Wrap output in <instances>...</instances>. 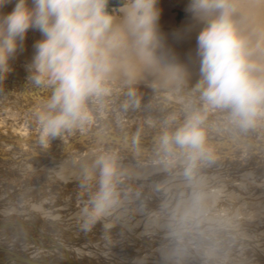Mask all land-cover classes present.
Returning <instances> with one entry per match:
<instances>
[{
  "label": "bare ground",
  "instance_id": "6f19581e",
  "mask_svg": "<svg viewBox=\"0 0 264 264\" xmlns=\"http://www.w3.org/2000/svg\"><path fill=\"white\" fill-rule=\"evenodd\" d=\"M168 2L165 0L158 1V7L160 8V19L164 18L162 13L166 12V8L169 4ZM14 3L15 0H13V3L9 4L2 11H0V15L11 11ZM184 3V0H179L176 4L177 6H187ZM232 3L235 8L232 18L238 29L242 35L249 37L253 42H255V40L262 33H264V0H235L232 1ZM122 6L123 3L119 4L117 6V10L119 11V8ZM177 11L179 10L177 9L175 13H177ZM114 12L115 11H113V15ZM180 12V15H178L176 18L174 17V26L168 25V27L165 26L163 28L164 30L176 29L177 32L180 30L181 27L178 26L181 24L182 26L184 25L182 31H178V34L176 33L166 37L165 40L164 37L161 38V42L164 44L161 48L159 47L155 51L157 53L155 63L159 61V63L164 64L162 60L160 61L159 57L165 54V59L167 60L173 61L174 58L175 61L176 59H180V61L185 60L187 69L186 72L189 74L194 73V75L199 74V76H201V56L198 53L197 40H195V37L198 36L197 33L200 32V30L205 26L206 21L193 17L191 14L187 13L186 10L185 12ZM120 15L121 13L119 11V16ZM181 21L183 23H181ZM38 39H40V33L30 30L24 41L23 51L18 52L16 57L10 61L11 71L15 70V68L17 69L15 70L16 72L13 71V73L15 72V74H18V77L15 78L17 82L18 79L21 78L24 79L23 81L25 82L27 80L30 82L28 79V65L30 64L31 60L27 58L23 52L29 56L30 53L34 51V42ZM174 41L178 42L179 44L172 46L171 42ZM193 59H195L196 62H194ZM170 64H172V62H170ZM13 75L11 77H13ZM177 77L180 78L181 76ZM20 82L21 81L16 84V94L11 92L13 96L16 95L14 98L16 102L14 104L6 101L5 96L9 95L7 90L8 87L7 85L4 86V84L0 82V89H3L5 92L3 95L0 93V162H2L1 160L5 159L4 156H8L11 151L10 150L7 152L9 149L6 150L4 148V144H8V146H11L12 149L17 148L16 150H19V157H28L27 161H33V159H36V161H40L42 164L47 163L48 165H53L54 163L59 162L70 164L76 163L78 161L80 162L82 160L86 162L90 161L92 163L101 153H111L115 155L117 164L120 165V167L125 168V170L128 167V172L132 173L133 175L147 176L149 172L158 170L159 172H155L157 173L155 176L161 177V175L166 176L170 174L169 176L171 177V174L175 173L173 171L177 170L176 167L178 166L177 163L179 162H177V160L180 158L182 161V158L185 156L178 148H174L173 152L170 153L171 157L166 158L164 156L166 152H164L163 148H157L156 145L161 144V137L165 132H174L178 127L183 125L187 116L191 112L199 111L205 116L203 126L206 130V145L212 152V161L214 164L216 162L217 164H221L222 162L226 163L227 167L232 163L243 165L251 162V158H257L259 160L256 161L255 164L259 163L260 165H257L255 170L253 169L250 172H246V170L242 177L247 180V178L250 179L253 176L256 177L257 174H260L263 171L261 168L264 167V157L260 155V153L264 150V140L262 138L264 135H262L261 138L263 141H261L259 138L255 139L254 137H251L249 133H241L242 129L240 130L237 127L238 125L229 119L230 115L226 114V111L229 113L228 110L206 108L204 101L201 99L200 91L195 87L192 88L191 86L193 84L191 85L189 82H187L189 92H187L188 94H184V92L179 90L176 92L170 86L161 87L148 85L147 88L145 84L141 85L143 86L142 88H145L143 91L134 90L132 91L134 93L132 96L129 95L130 89L131 86H133L132 89H134L135 85H131L127 88H120L119 86L115 85V83L113 84L108 82L107 87L109 91L106 95L89 100L92 102V105H88V107L92 113L93 119H96L95 122L97 121V124L92 120L90 124L85 126L83 131L80 129H74L71 132L66 131L57 139L51 140L49 144L53 143V146L50 145L53 148L52 154L48 153L47 146L45 147L38 143L39 126L37 120H32L31 117L29 118L30 113L33 112L30 108L27 109L28 113L25 114L28 119H31L30 124L32 127H28L29 129L22 130V122L17 127V123L12 116L14 115L13 110H20V114H24V111L21 109V107L24 104H26V107L30 104V102H27V99L28 97H31V95L37 97L35 100L30 98L32 101L31 104L40 102L38 101V97L41 93L38 92L36 94H31L32 90H29L25 84ZM115 87H119V89L117 90ZM43 89V92L46 94L45 97L48 98L51 95V89ZM185 90L187 89L185 88ZM3 103L4 105H2ZM8 105H13L12 107L15 109L8 108ZM150 114L154 115V117L150 116ZM260 118L264 119V116ZM20 120L22 119L20 118ZM216 121L219 124L218 128L215 127ZM244 135H249V137L244 138ZM245 145H247V148L244 147ZM14 161H16L15 163H18L17 158H14ZM7 163H0V165L8 167L14 162L10 159V162L8 164ZM132 163L137 165L130 166L129 164ZM211 166L212 165H210V168ZM146 167L148 169H146ZM76 168L78 169V167ZM232 172L234 173V170H232ZM223 175L224 173L221 175V177ZM181 176H183V174H181ZM238 176L240 175L238 174ZM209 178L210 177L207 178L204 174L198 176L197 180L202 182L201 180L205 181L207 179L209 180ZM217 181L218 180L215 179L216 187L219 183H217ZM242 181L244 180L242 179ZM247 181L249 182V180ZM129 183V185L134 188L135 181L129 180ZM227 184L228 183H226L224 186H227ZM258 189L262 188L260 187ZM31 195L33 196V193ZM18 197L20 198L21 195ZM17 206L18 205H15V207ZM19 207L23 208L22 205ZM12 213H5L0 210V264H132L130 262V257V261H123L122 263L117 262L118 260L114 263V260L109 258L114 256L116 258L118 255L120 256L121 251H123V249H121L123 245L128 247L125 250H131L134 255H136L135 260L137 258H139V261L140 259H151V262L147 261L143 264H226V262L221 261L220 258L218 259V257L215 256L216 254H212L214 252V250L212 251V247L214 245H218L220 249L223 250L225 248H232V246L234 247L233 250H236L238 246L256 249L257 247H262V245H264L262 242H260L261 240H253L252 236L251 238L241 236L235 231V229L230 230V227L229 229H217L204 236H188L190 238H187L185 236L186 234L181 233L182 235L165 237L159 242V239L157 240L156 238L149 236H143L139 238L134 236L132 233H129L124 228L113 227L108 229L104 228L103 226L97 230L98 233L102 235L100 238H102L101 240L103 242H100V244L98 243V240L96 241V239H94L95 237H93L95 233L91 235L92 237L88 235L84 236L83 238H79L78 235H74L68 232L66 229H61L59 227L60 225L53 224L55 221L50 225L51 230L46 228V231L45 227L47 225H39L37 222H24L23 220L18 221L17 217H15L16 215L14 216ZM44 223L46 224V222ZM124 234L125 236H123ZM113 235H122L121 237L119 236V238H121L120 242L119 240L118 242H114L112 237ZM199 245H201V248ZM105 246H107V248H105ZM135 247H141L143 249L140 251L137 249V251H135L133 250ZM183 248L186 249V252ZM167 249L171 251L173 250L175 253L177 252L176 255H172L171 252H167ZM108 253L110 254L107 256ZM122 253H124V251ZM185 256L187 258H185ZM262 257L264 259V254ZM189 258H192L193 261L190 262L189 260L191 259ZM230 263L233 264L232 262Z\"/></svg>",
  "mask_w": 264,
  "mask_h": 264
},
{
  "label": "clouds",
  "instance_id": "9594fccd",
  "mask_svg": "<svg viewBox=\"0 0 264 264\" xmlns=\"http://www.w3.org/2000/svg\"><path fill=\"white\" fill-rule=\"evenodd\" d=\"M11 3L0 0V11ZM110 4L111 0H15L11 11L0 15V82L11 71L10 61L23 51L28 32L40 33L28 79L37 88L51 89L36 112L42 146L66 131H83L92 122L88 101L108 93L107 83L126 52H134L146 64L155 61L161 47L158 0H123L119 17ZM234 11L232 0H189L186 8L206 21L197 36L201 99L208 109L228 110L232 122L247 129L264 116V33L255 42L242 35L232 18ZM204 120L201 112L193 111L182 126L161 137L164 151L178 148L185 156L188 176L198 161L213 158ZM91 169L93 175L86 171L82 183L88 187L95 180V190L80 210L85 233L120 203L115 155L101 153Z\"/></svg>",
  "mask_w": 264,
  "mask_h": 264
},
{
  "label": "rangeland",
  "instance_id": "374dc122",
  "mask_svg": "<svg viewBox=\"0 0 264 264\" xmlns=\"http://www.w3.org/2000/svg\"><path fill=\"white\" fill-rule=\"evenodd\" d=\"M165 1L167 2L169 1L168 2L169 4L168 7L166 8V12L162 13V16L164 18L159 20V32L161 38L164 37V40L166 39V37L176 33L178 34L180 31H182L184 25L182 26L181 24H180L181 26L180 25L178 26L181 27L180 30H178L179 32L178 31L176 32V29L164 30L163 27L165 26L168 27V25L174 26V17L176 14L175 11L178 9L179 11L185 12L189 3V0H184L185 2L184 4H186L187 6L182 5L183 6L182 7V6H177L176 4L178 3L179 0H165ZM122 10H123V6L119 8L121 15H122ZM182 21L181 23H183ZM197 34H199V32ZM195 40H197V36L195 37ZM171 43L172 46L179 44L178 42L175 41ZM163 44L164 43L161 42V47L163 46ZM23 54L26 55L27 58L31 60L33 52H31L29 56L24 52ZM154 55L156 58L157 53L155 52ZM165 56L166 55L163 54L161 55V57H159L160 61L162 60L164 64L159 63V61L155 63L154 61L152 65V64H146L140 58H138L134 52L128 51L125 53L123 57L121 67L117 69V71L112 75L110 79L111 81L109 80L108 82L113 84L115 83V85L119 86L120 88L122 87L127 88L130 87L131 85H135L134 89H132L133 86H131L130 92L134 90L143 91L145 88H142L143 86L141 85H145V84L147 88L148 85L161 86V87L170 86L174 91L177 92L179 90L184 92V94L189 93L187 82H189V84L191 85L193 84L191 86L192 88L193 87L197 88V86L200 84L202 80V75L199 76V74L194 75V73L189 74L188 72H186L187 69H186L185 60L180 61V59L178 60L176 59L175 61V58L174 59L172 58L173 59L172 61L165 59ZM193 61L196 62L195 59H193ZM170 62H172V64H170ZM15 70L17 69L15 68ZM13 71H10L9 74H6L4 80L1 82L2 84H4V86L7 85L8 87L7 90L9 95L5 96L6 101H9V103L12 104L16 102L14 100L16 95L13 96L11 92L16 94L15 91L16 84H18L19 81H21L20 83L25 84V86L28 87L29 90H32L31 94L34 93L36 94L38 92L41 93L39 96L40 98L38 97V101L40 102L35 104H31L32 102L31 99L35 100L37 97H34L33 95H31V97H28L27 102H30V104L27 105V107L26 104L22 105L21 107V109L24 111L23 115L20 114V110L19 111L13 110L14 115L12 116L15 122L17 123V127L22 122L23 126L21 127V129L22 130L29 129L28 127L30 126L32 127V125L30 124L31 119H28L25 116V114L28 113L27 109L30 108L33 111L32 113H30L29 118L31 117L32 120H36V112L39 110L40 106L46 101L47 99L45 97L46 94L43 92L44 90L43 88H37L33 86L31 82H28V80L25 82L23 81L24 79L21 78L18 79L17 82L15 78L18 77V74L17 73L15 74L16 71L13 73ZM129 71L132 74L131 77L128 74H126ZM12 75L14 78L11 77ZM177 76H181V77L178 78ZM119 87H115V88L118 90ZM185 88L187 90H185ZM0 93L2 95L5 94L3 89H0ZM2 105H4V103ZM88 105H92V102L88 101ZM12 106L8 105V108H13ZM226 114L229 113H227L226 111ZM150 116L154 117V115L152 114H150ZM260 117L257 118L255 125L252 127H249L247 129H242L239 126L237 127L240 130L242 129L241 133H245V134L249 133L251 137H254L255 139L259 138L261 141H263L264 137H262V135H264V129H263L264 119ZM20 118L22 120H20ZM95 120L96 119H93L94 122ZM95 123L97 124V121ZM218 126L219 124L216 121L215 127L218 128ZM248 137L249 135H244V138H248ZM261 137L263 138V140ZM4 145H5L4 148L6 150L9 149L7 150V152L11 150L13 154L10 151V154L8 156L7 155L4 156L5 159L1 160L2 162L0 163L3 164H6L7 162L9 163L10 159L13 160L14 163H11L8 167L0 165V203H1L0 207L2 208V209L0 208V210L5 213L13 212L12 214L14 216L16 215L15 217H17L18 221L23 220L24 222H31V223L37 222V224L39 225L44 224L45 226L47 225L45 229L49 228V230H51L50 225L52 224V222L55 221L53 224L60 225L59 227L61 229H66L68 230V232L74 235H78L79 238H83L84 236H88V235L91 236L92 234L95 233L93 237H95L94 239H96V241L98 240V243L100 242L102 243L103 241L101 240L102 238H100L102 235L98 233L97 230H99L103 226L104 228H108V229L113 227L124 228L129 233H132L134 236H137L139 238L143 236H149L152 238H156L157 240L159 239L158 240L159 242L163 238L168 236L182 235V234H186L185 236L187 238H190L188 236H197V235L204 236L217 229H223V228L229 229L230 227V230L235 229V231L238 232L241 236H245L247 238H251L252 236L253 240L254 239L261 240L260 242L264 244V239H263L264 237V167L261 168L263 171L260 170L263 173L261 172L260 174H257L256 177L253 176L250 179L247 178L249 182L245 180L244 177H242L243 173L246 170H247L246 172H250L253 169L255 170L257 165H260L259 163L255 164V162L259 160L257 158H253V159L251 158L252 161L247 164L239 165L236 163H232L228 167L226 166V163L221 162V164L220 163L217 164V162L215 161L216 163L214 164L212 160L201 161L202 163L197 162L199 164L196 165V169H194L191 177L189 176L190 179L188 178V175H186V168L188 165L185 157L182 158V161L180 158H179L180 160L179 159L177 160V162L179 161L177 163L178 166L176 167L177 170L173 171L175 173L174 174L172 173L171 177L169 176L170 174L166 176L161 175V177L155 176V174H157L155 172H159L158 170L149 172L147 176L133 175L132 173L128 172L127 169L128 167L125 170V168H122L120 167V165L117 164L118 170L120 172V180L122 181L121 182L119 180V183L117 185L118 191L120 193V203L111 212L110 215L101 218L92 227V230L85 233L84 231H82L80 227L81 224L80 210L89 199L90 193L95 190V180L90 181L88 187H82V183L84 181V176L86 171L89 175H93L92 169H90L92 163L90 161L86 162L82 160L80 162L78 161L76 163H70V164H64L59 162L60 164L54 163L53 165H48L47 163L42 164L40 163V161H36V159L35 160L33 159V161L32 160L27 161L28 157L25 156L19 157V150H16L17 148L12 149V147L8 146V144H4ZM50 145L53 146V143L47 145L48 153L52 154L53 148ZM146 147H151V146H146ZM156 147L160 148L162 146L161 144H157ZM244 147L247 148V145H245ZM260 155L264 157V150L261 151ZM164 156L166 158L171 157L170 153L168 152H166ZM14 158H17L18 163H15L16 161H14ZM129 165L136 166L137 164L132 163ZM210 165L212 166L214 165V166L213 167L211 166L210 168ZM76 167H78V169ZM146 169L148 168L146 167ZM232 170H234V173L232 172ZM179 173L183 174V176H181V174ZM223 173H224L223 175L224 177L223 176L221 177ZM204 174L207 178L210 177L209 180L208 179L205 181L201 180L202 182H199L200 180L198 181L197 177ZM238 174L240 176H238ZM28 175L31 178H29ZM96 175H98V173ZM215 179L218 180L217 183L219 182L217 184V187L215 186ZM242 179L245 182L242 181ZM129 180L135 181L134 188H132L129 185L130 184ZM226 183H228L227 186H224L226 185ZM199 185L201 186V188ZM260 187L262 189H258ZM32 193L33 196L31 195ZM20 195L21 197L19 198L18 196ZM30 197L33 199H31ZM144 201H146L147 203ZM15 205H18L17 206L18 208L15 207ZM20 205H22L23 208H20L19 207ZM44 222H46V224ZM119 236L121 237L122 235H117V236L113 235L112 236L113 241L118 242L119 240L120 242L121 238H119ZM123 236H125V234ZM138 247L132 249L135 251H137V249L138 251L143 249L141 247L140 248ZM199 247L201 248V245H199ZM105 248H107V246H105ZM127 248L128 247L123 245L121 249H123L124 253H122L123 251H121L120 256L118 255L116 258L115 256L109 258L111 260H114V263L117 260H118L117 262L122 263L123 261H128V260L130 261V259H131L130 262L132 264L135 263L143 264L144 262L147 261L151 262V259H146V260L140 259L139 261V258H137L135 260L136 255H134V253L131 250L128 251L125 250ZM233 248L234 247L232 246V248H228V249L225 248L223 250L220 249L218 245H214L212 247V251L214 250L212 254H216L215 256L218 257V259L220 258L221 261L226 262V264H231L230 262H232L233 264L234 263L235 264L264 263V259L262 257V255L264 254V245H262V247H257L256 249L255 248L251 249L249 247L245 248V246H241V247L238 246L236 250L234 249L235 252ZM183 249L186 252V249L185 248ZM167 252H171L172 255L173 254L176 255L177 253V252L175 253V251L173 250L171 251L168 249ZM109 254L110 253H108L107 256ZM185 258L187 257L185 256ZM189 259H191L189 260L190 262L193 261L192 258Z\"/></svg>",
  "mask_w": 264,
  "mask_h": 264
},
{
  "label": "water",
  "instance_id": "95a60500",
  "mask_svg": "<svg viewBox=\"0 0 264 264\" xmlns=\"http://www.w3.org/2000/svg\"><path fill=\"white\" fill-rule=\"evenodd\" d=\"M123 3V0H111V4H110V11L113 13L114 12V15L116 16H119V11L117 10V6L119 4ZM181 12L180 11H177V13L175 14V18L180 15Z\"/></svg>",
  "mask_w": 264,
  "mask_h": 264
}]
</instances>
